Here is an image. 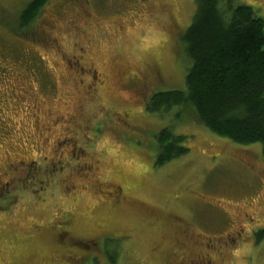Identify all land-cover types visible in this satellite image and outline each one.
Instances as JSON below:
<instances>
[{
    "label": "rangeland",
    "instance_id": "1",
    "mask_svg": "<svg viewBox=\"0 0 264 264\" xmlns=\"http://www.w3.org/2000/svg\"><path fill=\"white\" fill-rule=\"evenodd\" d=\"M30 1L0 0V264H264L260 144L183 111L188 152L154 165L194 1L49 0L20 31Z\"/></svg>",
    "mask_w": 264,
    "mask_h": 264
},
{
    "label": "trees",
    "instance_id": "2",
    "mask_svg": "<svg viewBox=\"0 0 264 264\" xmlns=\"http://www.w3.org/2000/svg\"><path fill=\"white\" fill-rule=\"evenodd\" d=\"M48 1L31 0L19 14L18 29L30 28ZM193 1L195 13L181 36L189 61L186 91L157 93L145 107L161 117L177 110L156 137L155 167L188 152V137L173 131L183 111L220 138L264 150V22L248 7L233 9L230 0Z\"/></svg>",
    "mask_w": 264,
    "mask_h": 264
}]
</instances>
